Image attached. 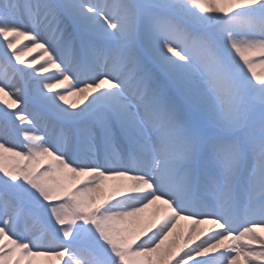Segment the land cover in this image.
<instances>
[{"label":"snow or ice","instance_id":"6c2138e0","mask_svg":"<svg viewBox=\"0 0 264 264\" xmlns=\"http://www.w3.org/2000/svg\"><path fill=\"white\" fill-rule=\"evenodd\" d=\"M0 264H264V0H0Z\"/></svg>","mask_w":264,"mask_h":264},{"label":"bare ground","instance_id":"6f19581e","mask_svg":"<svg viewBox=\"0 0 264 264\" xmlns=\"http://www.w3.org/2000/svg\"><path fill=\"white\" fill-rule=\"evenodd\" d=\"M23 43H28V44H30L31 42L30 41H23L22 42V44H21V47L23 46ZM10 54V53H9ZM39 55V52H38V50H34L32 53H29V54H27L25 57H23V59H25L26 61H28V60H32V59H34L36 56H38ZM37 67H39V65H37ZM257 71L259 72L260 71V69H257ZM47 75V74H46ZM79 99V97H70L69 98V100H70V102H72L73 100H78ZM188 225V222H186V221H181L180 222V226H187Z\"/></svg>","mask_w":264,"mask_h":264},{"label":"rangeland","instance_id":"374dc122","mask_svg":"<svg viewBox=\"0 0 264 264\" xmlns=\"http://www.w3.org/2000/svg\"><path fill=\"white\" fill-rule=\"evenodd\" d=\"M19 109H17V111H18Z\"/></svg>","mask_w":264,"mask_h":264}]
</instances>
